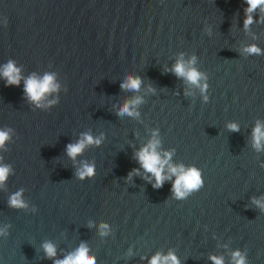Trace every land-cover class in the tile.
<instances>
[{
  "label": "water",
  "instance_id": "95a60500",
  "mask_svg": "<svg viewBox=\"0 0 264 264\" xmlns=\"http://www.w3.org/2000/svg\"><path fill=\"white\" fill-rule=\"evenodd\" d=\"M247 8L245 0H0V131L9 136L0 166L10 169L0 184V264H53L81 244L95 264H149L157 253L234 264L237 251L264 264V207L255 202L264 205V141L260 150L253 141L264 125V5L246 27ZM181 59L201 73L199 86L172 72ZM9 62L19 86L2 75ZM46 74L58 89L37 107L25 81ZM128 77L140 79L138 90L120 87ZM137 97L138 115H117ZM84 134L100 145L69 157ZM153 140L162 159L170 154L159 188L136 159ZM85 164L94 175L81 180ZM169 165L197 169L201 187L177 198ZM18 192L24 208L9 206Z\"/></svg>",
  "mask_w": 264,
  "mask_h": 264
},
{
  "label": "clouds",
  "instance_id": "9594fccd",
  "mask_svg": "<svg viewBox=\"0 0 264 264\" xmlns=\"http://www.w3.org/2000/svg\"><path fill=\"white\" fill-rule=\"evenodd\" d=\"M245 3L248 5V8L245 10L246 20L245 26L250 25L252 17L250 13L254 12L258 7L264 5V0H245ZM249 54H260V49L255 46H250L245 49ZM189 64H195V57L189 62ZM172 72L178 77L183 78L188 83L192 85L199 86V82L202 79V75L194 67H189L185 64L183 59L178 60L174 65ZM3 77L6 79L9 86H19L21 77L19 75V69H17L12 62H9L2 73ZM140 79L128 77L127 82H121L120 87L122 89H128L131 91H136L140 87ZM206 87V86H205ZM58 85L54 83V76L46 74L42 79H38L35 76L29 77L25 81L24 91L26 96L30 99L31 102L36 103L37 107H40V101L45 97L46 94L50 92L57 91ZM204 91V88L201 89ZM206 99V97H205ZM141 103L139 97L133 99L132 101L126 102L117 112V115L136 116L138 113L132 110L134 105ZM229 129L232 131H238V128L235 124L229 125ZM9 139L8 133L5 131H0V147ZM253 141L254 146L257 150H260L262 147V141H264V125H261L257 122L255 129L253 130ZM101 139L94 138L90 134H84L83 138L75 144H69L67 146V154L71 158L82 154L86 146L89 145H100ZM159 144L158 140L151 141L147 146L142 148L136 153V159L140 163L141 167L147 173H151L155 177L154 188H159L163 186V183L166 178L164 175L165 165L169 164L170 154L165 153L164 159L161 158L160 154L156 151V148ZM10 169L6 166H0V184H3L9 174ZM139 172V170H134ZM169 171L172 175H175L177 178L173 183V192L177 198H184L189 192L198 190L202 185V180L200 172L191 168L185 170L182 166L179 168L170 166ZM94 175V167L88 164H85L77 172V176L83 180L87 177ZM131 176V174H129ZM21 193H16L9 200V206L12 208H24L26 205L21 199ZM258 206L260 205L259 201H255ZM102 229H106L107 225H101ZM103 234V233H102ZM43 250L45 255L49 259H53L56 256L55 246L51 243H46L43 245ZM213 261V264H223L222 258L210 257ZM233 262L234 264H246L245 257L241 255L239 251L233 253ZM53 264H95V260L92 257L88 256V249L84 244L76 250V252L71 253L65 257L63 260H54ZM149 264H179V261L176 257L169 253L168 256H162L157 253L151 258Z\"/></svg>",
  "mask_w": 264,
  "mask_h": 264
}]
</instances>
